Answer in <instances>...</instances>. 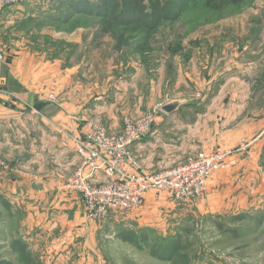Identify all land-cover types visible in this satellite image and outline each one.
<instances>
[{
    "label": "rangeland",
    "instance_id": "obj_1",
    "mask_svg": "<svg viewBox=\"0 0 264 264\" xmlns=\"http://www.w3.org/2000/svg\"><path fill=\"white\" fill-rule=\"evenodd\" d=\"M68 1L26 0L0 13V107L11 109L3 115L9 124L0 126V194L11 203L8 209L0 204V259L21 264L11 243L22 239L33 264H264V0L191 9L162 24L143 51L129 45L115 50L96 19L58 21ZM85 88L91 97H104L106 104L93 111L110 125L115 115L123 121L157 109L158 123L142 141L150 172L192 156L179 157L189 131L162 110L167 95L185 94L193 120L210 108L218 126L207 127L215 138L226 137L223 113L239 123L242 111L245 126L263 125L238 139L232 148L240 166L217 175L203 196L182 201L148 191L140 207L93 220L80 194L60 191L65 165L54 155L55 139L45 137L52 121L78 124L67 113L77 114ZM126 101L130 114L124 113ZM116 106L122 113L112 115ZM78 130L82 137L89 129L83 135ZM51 132L60 133L56 127ZM79 137H73L75 149ZM123 229L148 234L152 247L177 241L181 249L173 260L158 259L150 248L120 239Z\"/></svg>",
    "mask_w": 264,
    "mask_h": 264
},
{
    "label": "built area",
    "instance_id": "obj_2",
    "mask_svg": "<svg viewBox=\"0 0 264 264\" xmlns=\"http://www.w3.org/2000/svg\"><path fill=\"white\" fill-rule=\"evenodd\" d=\"M25 1L0 0V13ZM123 121L117 134H110L93 122L84 136L76 138L81 165L62 187L81 195L93 220L101 221L112 213L140 207L148 191H167L177 200H194L206 193L207 181L217 171L237 164L235 148H217L189 156L171 167L144 171L133 157L131 147L157 124L158 111L151 109L136 118L125 116ZM98 172L104 174L99 181Z\"/></svg>",
    "mask_w": 264,
    "mask_h": 264
},
{
    "label": "trees",
    "instance_id": "obj_3",
    "mask_svg": "<svg viewBox=\"0 0 264 264\" xmlns=\"http://www.w3.org/2000/svg\"><path fill=\"white\" fill-rule=\"evenodd\" d=\"M238 0H70L64 7L66 13L57 18L62 23H70L77 16L96 19L102 34L110 35L114 48L122 51L127 45L134 51L150 48L151 40L164 23L179 21L194 8L207 7L219 9ZM0 204L10 208V201L0 194ZM120 239L138 248L148 247L151 253L161 260H173L181 249V243L174 241L163 248L152 247L148 234L123 229L118 233ZM12 250L19 255L21 264H33L29 244L22 239L11 243ZM0 264H13L0 259Z\"/></svg>",
    "mask_w": 264,
    "mask_h": 264
},
{
    "label": "crops",
    "instance_id": "obj_4",
    "mask_svg": "<svg viewBox=\"0 0 264 264\" xmlns=\"http://www.w3.org/2000/svg\"><path fill=\"white\" fill-rule=\"evenodd\" d=\"M3 59L4 57H0V64L3 63ZM259 95L263 93V91H258L257 92ZM236 95L238 94H245V92H240L237 91L235 92ZM82 95V92H81ZM177 98H186L189 99L185 94L183 95H179ZM104 103H103V102ZM190 101V99H189ZM129 101H126L124 107V113L125 114H130L128 113L129 111H133L132 107L128 105ZM99 104L101 106H103L102 104H106L104 101V97L102 96H94L91 97L90 93L86 92V88L85 91L83 92V95L81 96V98L78 100V107H76V111L77 114H73L72 111H68L67 115L68 116H73L76 117L78 120V124H72L70 125L69 123H65V121H63L61 124L60 123H54L53 121L48 123L49 128L46 127V130L49 129V133H45V137L48 140H53L55 139V143L59 145L58 148L55 149L54 151V155L56 157H58V160L63 163V165H65V175L61 178V181L59 182V184L63 185V183L65 182V180L67 179V177H69L74 171L75 169L78 168V166L80 165V157L78 156L76 149H75V138L73 140L74 136H78L79 137V128L80 130H83L82 135L88 130L89 128V122L94 121L97 123H100L103 127H105L108 130H112V129H122L123 127V121H121V119L119 118V115H115L116 118L114 119V121L112 122L113 125H110V123H107L105 121H102L101 118H99L96 115V112L93 111V108H98ZM111 104V105H110ZM109 105L112 106L113 103L111 102ZM69 106H71L68 103ZM185 105V104H184ZM184 105H181L177 110H175L172 113H167L164 111V113L166 114V116H171L170 114H174L173 118H174V122H176L175 124L178 126V128L182 131H189L188 134H185L183 136V141H181V145L179 146V157H187L188 155H195L198 154L200 152H208V151H212L214 149L217 148H232L233 145H235L238 141V139L242 136H245V131L246 130H255L260 128L263 125V122H261V120H258L256 122H253L252 124L254 125H250V126H245L247 121H245V116H244V112L240 111L238 113V116L241 118H243V120L239 123L237 122H232L230 120L232 113L228 112V113H223L221 116L222 119V129H226V137H220V138H215L213 136V134L211 133L213 128L210 129V132H208V123H212V127L213 125L218 126L217 122L214 123V117L209 116V114H211L210 112V108L208 109V111L203 114L198 113V118H195V120H193V108L192 107H185ZM246 105H242L239 106V108H244ZM68 109V108H67ZM9 111H11L10 108L4 106V107H0V118L3 119L1 121V125L3 126V124L8 125V121H6L7 117L10 118L9 116L4 117L3 115L9 114ZM120 114L122 113V109L120 110L119 107H114V110H111V114ZM208 113V114H207ZM142 114V113H141ZM141 114H137L136 116H139ZM234 114V113H233ZM123 120V119H122ZM159 120V119H158ZM82 121V122H81ZM88 122V123H87ZM232 122V123H231ZM158 123V121H157ZM245 124V125H244ZM4 125V126H5ZM54 127H56L59 130V134L58 135H54V133H52L51 131L54 129ZM69 130V132L67 131ZM201 131L200 134H193L191 133L192 131ZM73 131V137H70V132ZM3 138L6 140L7 137L6 135H3ZM146 138V136L139 142L135 143L132 147H131V153L133 155V157L138 161L141 169L150 172L146 167H145V157L143 156V154L141 153L142 149H146V144H144L142 141ZM197 140L198 144L194 145L193 147L188 145V141L191 140ZM73 140V141H72ZM192 147V148H191ZM237 158V157H236ZM241 161V160H240ZM240 161L238 159V162L236 165L228 168V169H222L219 170L215 173V175L213 177H211L208 182H207V188L206 191H208V189L214 188V179H216L217 175H219L220 173L226 172L230 169H237L238 166H240ZM165 162V161H164ZM180 162V161H179ZM178 163V162H176ZM176 163L172 164V165H166L163 167H160L159 169H156L154 171L160 170V169H164L167 167H171L173 165H175ZM150 165V164H149ZM96 180H102L104 178V174L102 172H98L96 175ZM218 178V177H217ZM60 191L65 192V193H69L67 195H76L79 196L78 193L75 192H67L63 189L62 186H60ZM213 191V189H212ZM81 197V196H80ZM239 207H243L242 205H239Z\"/></svg>",
    "mask_w": 264,
    "mask_h": 264
},
{
    "label": "water",
    "instance_id": "obj_5",
    "mask_svg": "<svg viewBox=\"0 0 264 264\" xmlns=\"http://www.w3.org/2000/svg\"><path fill=\"white\" fill-rule=\"evenodd\" d=\"M3 55V53H0ZM189 102V99L186 98H171L170 95H167V103L162 106V110L167 113H172L177 110L181 105H184Z\"/></svg>",
    "mask_w": 264,
    "mask_h": 264
}]
</instances>
